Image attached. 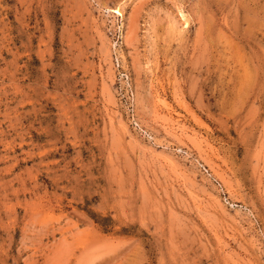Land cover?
<instances>
[{"label": "rangeland", "instance_id": "374dc122", "mask_svg": "<svg viewBox=\"0 0 264 264\" xmlns=\"http://www.w3.org/2000/svg\"><path fill=\"white\" fill-rule=\"evenodd\" d=\"M0 264H264V0H0Z\"/></svg>", "mask_w": 264, "mask_h": 264}, {"label": "bare ground", "instance_id": "6f19581e", "mask_svg": "<svg viewBox=\"0 0 264 264\" xmlns=\"http://www.w3.org/2000/svg\"><path fill=\"white\" fill-rule=\"evenodd\" d=\"M182 14H183V13H182ZM183 16H184V14H183ZM183 18H184V17H183ZM184 21H185V20H183V22H184ZM185 22H187V20H186ZM182 24H183V23H182ZM186 25H187V24H186ZM186 25H185V26H186Z\"/></svg>", "mask_w": 264, "mask_h": 264}]
</instances>
